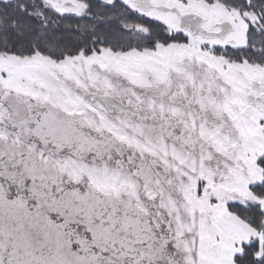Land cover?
I'll use <instances>...</instances> for the list:
<instances>
[{
	"label": "snow or ice",
	"instance_id": "6c2138e0",
	"mask_svg": "<svg viewBox=\"0 0 264 264\" xmlns=\"http://www.w3.org/2000/svg\"><path fill=\"white\" fill-rule=\"evenodd\" d=\"M0 264H264V0H0Z\"/></svg>",
	"mask_w": 264,
	"mask_h": 264
}]
</instances>
